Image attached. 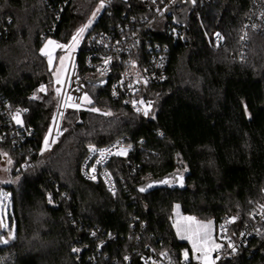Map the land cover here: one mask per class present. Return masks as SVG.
Here are the masks:
<instances>
[{
	"label": "trees",
	"instance_id": "trees-1",
	"mask_svg": "<svg viewBox=\"0 0 264 264\" xmlns=\"http://www.w3.org/2000/svg\"><path fill=\"white\" fill-rule=\"evenodd\" d=\"M98 1L65 7V0H0V148L15 168L29 156L33 162L14 173L18 188H4L11 194L8 231L14 238L4 244L8 232L0 230V264H142L147 246L168 251L177 264H199L184 259L191 249L174 231L176 205L200 220L232 218L231 230L239 234L264 203V36L252 35L239 60L253 0H198L195 10L171 8L162 17L144 1L114 0L85 38L134 19L144 45L148 40L167 49V79L140 89L136 98L143 106L135 113L112 98L109 85L97 86L114 77L101 79L88 69L85 41L79 65L88 100L67 111L64 134L45 154L59 87L40 53L48 40L71 44ZM6 106L27 111L22 122L32 132L15 149L12 125L1 114ZM118 140L128 153L106 167L113 194L102 179H84L81 168L90 148ZM173 175L178 179L165 187L140 192ZM221 264H264V230Z\"/></svg>",
	"mask_w": 264,
	"mask_h": 264
},
{
	"label": "built area",
	"instance_id": "built-area-1",
	"mask_svg": "<svg viewBox=\"0 0 264 264\" xmlns=\"http://www.w3.org/2000/svg\"><path fill=\"white\" fill-rule=\"evenodd\" d=\"M66 5L74 0H65ZM147 5L150 10L153 7V12L156 16L166 15L168 9L176 8L175 11L190 9L195 10L198 0H141ZM204 2L205 0H200ZM100 4L102 0H99ZM114 0H103L104 7L96 12V19L88 26L87 31L82 37L81 46H84L86 41V65L88 69L93 71L101 79H110L109 81L110 93L115 100H122L126 107H129L133 112H140L143 103L136 95L140 92L143 86L151 84H159L167 79L166 72L168 68L169 55L167 49L161 45L155 44L151 47V43L146 40L143 44V38L140 33L141 26L135 24L131 19L129 24L120 25L116 27L110 26L109 31H98L90 35L87 34L99 22V18L112 6ZM249 14L245 20L243 31L240 35L241 52L239 60L243 59L248 45L251 41L252 35L264 36V0H253L251 2ZM61 10V14H62ZM150 22V19H145L143 23ZM172 33L179 35L180 31L174 29ZM219 40V38H217ZM58 43V42H56ZM58 45H61L58 43ZM145 46L148 52V60L145 61L142 57L141 48ZM57 49L59 47H56ZM80 50V48H79ZM70 52L69 66L64 79L62 88L60 89L56 112L54 115L53 123L47 135L48 146L53 148L58 139L64 134L63 125L66 113L68 110L82 109L84 97L88 95V89L84 78H82L81 68L79 65L80 51ZM60 51V50H59ZM233 58H235L233 56ZM71 97V99H69ZM139 109V111L137 110ZM17 112L13 111L11 107L6 106L1 110V114L8 117L12 125V146L15 149L16 145L23 143L26 139L32 138V132L27 131L22 122L21 125L15 122L14 117ZM20 119H23V114L27 111L19 112ZM14 127V128H13ZM19 128V130L15 129ZM45 138V139H46ZM5 140V139H4ZM3 139L0 142L4 141ZM5 142V141H4ZM45 148V141L43 150ZM128 149L123 140L115 141L114 143L100 148L92 147L89 150L88 157L84 161L81 168V175L84 179L90 182L103 180L107 188L116 194L115 182L109 172L107 165L118 153H122ZM9 153L0 148V160L7 157ZM10 157V156H9ZM11 159V158H10ZM12 161V160H11ZM33 167L32 158L27 159L26 162L15 168V173L20 174L23 170ZM218 227L217 239L223 243L222 249L211 255L214 264H221V262L228 257H232L238 250L245 247L248 241L254 237H258L264 230V203L257 211L254 222L241 233L234 234L231 230L234 224V219L226 217L216 222ZM133 237L140 240V236L132 233ZM147 254L142 256V264H177L173 260L168 251H162L158 248L146 247ZM182 264H186L184 261Z\"/></svg>",
	"mask_w": 264,
	"mask_h": 264
},
{
	"label": "rangeland",
	"instance_id": "rangeland-1",
	"mask_svg": "<svg viewBox=\"0 0 264 264\" xmlns=\"http://www.w3.org/2000/svg\"><path fill=\"white\" fill-rule=\"evenodd\" d=\"M100 7V2L98 1V4L96 5L95 11L93 13L97 12V9ZM96 19L93 18V14L91 15L89 20L94 21ZM89 22V21H88ZM88 25V23H86ZM88 27L86 28V30L82 33V35L80 37H78V43H76V45L74 47H65V48H56L55 45H48L47 48H45V46L43 47V49L45 51H50L52 53V64L49 65L48 63V56L42 54V51L40 54H42L46 60H47V64L50 70L54 71L53 73V80H54V84L56 86L59 87V92L60 89L62 88V85L64 83V79L66 77V73L68 70V66H69V56H70V52L73 51H78L81 43H82V37L85 34V32L87 31ZM49 41V40H48ZM48 41L45 43V45L48 43ZM54 41V40H52ZM55 44L56 41H54ZM72 44V43H71ZM69 44V45H71ZM67 46V45H66ZM60 50V51H59ZM61 57H66V59L64 60L63 64H61ZM59 76L60 79V83H57V77ZM98 76V75H97ZM85 110H89L92 111L93 113H97V114H103V115H110V112H108L107 110H102L100 108L98 109H94V108H89L86 107ZM21 120V119H20ZM22 121V120H21ZM16 122V120H15ZM17 123V122H16ZM22 123H20L19 125H21ZM53 148H49V147H45L44 148V152L45 154H47L48 152H50ZM128 153V149H125L122 154L118 155V156H122L125 157ZM117 156V157H118ZM4 158H2L0 160V230L1 231H7L8 235H4V239L7 240V243L4 244H8L9 242H11L14 238V233L13 232H9V217H10V205H11V194L9 192H7L4 188L7 186H13L17 188L19 187V178L17 176L14 175L15 173V168L13 166V162L10 160V157L7 155V157L3 156ZM16 174V173H15ZM7 194V195H4ZM185 217H193L195 218V221L199 222L200 224H204V225H210L209 231H210V235L212 238V243H210L209 247H213L214 245H219V248H216L215 250H212L209 252V257L212 261V264H214L213 259L211 258V255H214L215 253L219 252L222 247H223V243L217 239V234H218V227L217 224L213 221V220H207V219H197L194 216H190V215H185L183 214V212L181 211V208L179 205H176L175 208L173 209V219H172V223H173V228L174 231L176 233V236L178 238L179 241L182 242H186L188 243L190 249H191V253L186 250L188 252V259L187 260H194L196 262H198L199 264H204L203 260H198L196 258L197 253H195L192 250V244L191 241L188 239H181V235L178 234L177 232V227L176 224L179 223L181 226L190 223L189 221H186L184 218ZM6 225V227L4 226ZM184 254V253H183ZM184 256V255H183Z\"/></svg>",
	"mask_w": 264,
	"mask_h": 264
},
{
	"label": "snow or ice",
	"instance_id": "snow-or-ice-1",
	"mask_svg": "<svg viewBox=\"0 0 264 264\" xmlns=\"http://www.w3.org/2000/svg\"><path fill=\"white\" fill-rule=\"evenodd\" d=\"M104 7V3L103 0L100 4V8ZM100 8L97 9V12H99ZM96 13H93V18H95ZM92 20H89L88 25H85L84 27L80 28L77 33L72 37V44L71 45H58L55 44L54 41L49 40L48 43L45 45V48L48 47V45H55V47H60V48H65V47H74L76 45V43H78V37H80L82 35V33L86 30V28L91 25ZM217 38H220V34L217 33L216 34ZM42 54L48 56V63L49 65L52 64V53L50 51H45L44 49H42ZM66 59V57H61V64H63L64 60ZM57 83H60V79L59 76L57 77ZM40 91H45L44 87L42 86ZM57 92H59V90H57ZM69 99H71V97H69ZM84 100H88V97L85 96L83 98ZM90 102V101H89ZM139 111V109H137ZM145 115H148V112L145 111L144 113ZM14 119L16 120V122L18 124L22 123V121L20 120V113L17 112L16 116L14 117ZM48 146V139H45V147L47 148ZM118 154H122V153H118ZM167 181H165L166 183ZM141 191H144L145 189H140ZM7 195V194H4ZM186 221H189L190 223H187L183 226H181L179 223L176 224L177 227V232L178 234L181 235V239H188L191 241L192 244V250L199 254L196 256V258L198 260H203L204 264H212V261L209 257V252L212 250H215L216 248H219V245H214L213 247H209L210 243H212V238L210 235V225H204V224H200L199 222L195 221V218L193 217H185L184 218ZM6 227V225H4ZM94 235V234H93ZM3 243H7V240H2ZM73 251H79V249H73ZM184 259L187 260L188 259V252L185 251L184 252Z\"/></svg>",
	"mask_w": 264,
	"mask_h": 264
},
{
	"label": "water",
	"instance_id": "water-1",
	"mask_svg": "<svg viewBox=\"0 0 264 264\" xmlns=\"http://www.w3.org/2000/svg\"><path fill=\"white\" fill-rule=\"evenodd\" d=\"M185 26L186 25L184 24V27ZM107 85H108V80H101L97 83V86H99V87H107ZM171 179H178V176L173 175V176L165 178L161 181H151V182L147 183L144 187H142L145 190L144 191L140 190V192L143 195H147V194H149L155 190H158V189L165 187ZM165 181H167V182L165 183Z\"/></svg>",
	"mask_w": 264,
	"mask_h": 264
}]
</instances>
